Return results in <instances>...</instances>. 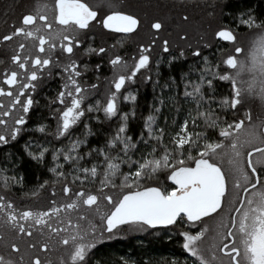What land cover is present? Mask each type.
Segmentation results:
<instances>
[{"label":"snow or ice","instance_id":"1","mask_svg":"<svg viewBox=\"0 0 264 264\" xmlns=\"http://www.w3.org/2000/svg\"><path fill=\"white\" fill-rule=\"evenodd\" d=\"M107 2L112 10L99 20L103 28L125 34L139 28L141 20L135 14L117 10L112 0ZM227 3L218 0L212 5L211 17H216L219 7L221 16H230L231 21H221L215 28L209 24L210 39L206 33L175 55L171 42L162 39L161 53L154 56L161 39L154 35L138 45L131 64L120 54L109 56L110 49L104 46L88 44L77 55L87 43L84 30L98 17L85 0H51L39 11L22 13L19 21H12L10 31L0 34V48L16 41L7 61L0 60L10 64L0 73V145L32 130L28 121L41 104L37 94L43 80L59 78L56 94L43 97L55 129L48 133L50 125L43 121L38 128L57 141L67 138L68 143L56 147L51 141L30 137L24 147L34 162L55 177V182L38 180L36 187H51L55 197V183L62 182L61 195L70 201L53 199L47 210H21L7 191L0 193V240L8 249L7 256L0 252V264H89L92 250L121 234L125 226L129 231H147L177 225L183 226L178 234L193 264H264V112L254 117L251 108H245L249 99H258L264 107V17L253 8L226 11ZM150 27L159 32L163 24L156 19ZM242 28L249 34L246 44L240 39ZM18 37L23 40L17 41ZM182 39L187 41V34ZM213 48L215 58L204 55V49ZM189 51L203 67L191 65L179 79L170 74L162 81L160 65L167 63L171 70ZM84 55H94L100 62L92 65ZM104 57L113 71L110 86L102 99L85 105L87 97L98 92ZM192 71L197 73L195 80ZM88 73L95 75L97 83L84 80ZM138 80L150 82L157 94L151 108L155 114L147 116L134 138L128 133L129 122L137 115L138 89L124 95L121 90ZM220 82L228 83L226 94H217ZM121 98L133 102L129 111L121 110ZM180 99L188 104L182 120ZM169 103L174 115L170 122L164 117L166 126H158L157 114ZM101 112L106 120L118 118L119 123L103 145L93 147L88 140L95 135L90 125L93 118L100 121ZM85 118L84 131L74 135V126ZM6 158L11 161L12 154ZM160 175L170 186L146 183ZM119 177L122 182L117 184ZM0 182L5 190L26 186L23 173L4 165H0ZM30 195L36 196L37 191L31 190ZM58 248L62 250L53 258ZM120 259L121 264H135ZM171 264L180 261L173 259Z\"/></svg>","mask_w":264,"mask_h":264},{"label":"trees","instance_id":"2","mask_svg":"<svg viewBox=\"0 0 264 264\" xmlns=\"http://www.w3.org/2000/svg\"><path fill=\"white\" fill-rule=\"evenodd\" d=\"M85 2H87L91 7L97 8L101 15L112 10L108 7L107 0H85ZM150 2L152 3L153 0H149V4H151ZM11 4L12 0H9L7 5L11 6ZM112 4L117 10H124L128 13L135 14L141 20V25L139 26L137 32L133 34L131 40L124 38V36H118L115 38L114 43L116 50L113 51L112 54H120L127 57L136 53L138 45L141 43H147L154 35L161 38L158 39L157 47L155 49L157 56L161 53V47L159 45L162 39H168L171 42L172 49L170 51L171 54L175 55L181 47H185L186 43L196 44L200 37L204 36L206 33L210 39L211 28H209V24L212 25V28H215L216 24L221 21H231L230 16H221L219 7L216 8V17L213 18L210 16V13L213 12L212 5L218 4V0H166L164 3L165 6H160V3H156V8L151 6L146 7L137 0H112ZM246 8H253L256 10L258 15L264 17V0H228L226 11L236 13ZM185 16L188 17L187 20L183 19ZM156 19H159L163 24V29L159 32L151 29L150 27ZM175 23L178 25L177 28L175 27ZM240 33L241 41L246 44L249 40L247 30L242 28L240 29ZM185 34H187L188 37L187 41L182 39ZM98 38H100L99 42L102 46H104V44L107 45L113 40V37L105 32H100ZM174 45L179 46L178 50H173ZM203 51L204 55H207L210 58H215V56L218 55L215 48L204 49ZM167 55L168 54H164L165 60L167 59ZM187 55L190 57L188 59L184 58L177 61L172 66L171 70L167 66V63H162L160 65L162 73L161 80H166L170 74L176 75L179 79L180 73L183 71H189L191 65H195L196 68L203 67V65L198 62V58L193 57L190 51ZM103 59L104 66L102 68L100 94H94L87 97L85 105L94 103L98 99H102L105 95L106 89H108L107 82L113 77V71L108 65L107 60L105 57ZM91 64L93 65V63ZM190 77L194 80L198 78L195 71L190 73ZM84 80L93 83V81L96 80L95 75L93 73H88L84 77ZM134 89H138V100L136 102L137 115L129 122L128 134L136 138L143 129L147 116L149 114H155L152 113L151 108L154 103V97L157 93H154L150 82L145 84L143 87H133L127 91ZM56 90L57 88L54 87L51 92L50 90L48 92L54 96L56 94ZM228 90V83L220 82L218 84L217 94H226ZM127 91L123 92L121 95L127 94ZM45 94H47V90L40 93L37 99L41 100V104L36 106L31 112V119L28 121V128L32 130L24 132L21 135L20 140L13 141L3 147H0V165H4L10 170L15 168V172L23 173L26 184L23 188L16 186L11 190H5L2 182H0V193L7 191L8 197L11 198L14 203L17 201L15 205L21 210H24L25 208H32L33 210H47V208L51 206L50 201L53 199L58 202H70L66 201L65 197L61 195L62 182L55 183V197L51 194V187H46L43 190L36 187L38 180L42 182L44 179H48L50 182H55V177L50 174L46 168H43L34 162L27 155V150L24 147L30 137L33 138L34 141H51V143L56 147H59L62 144L66 145L68 143L67 138H61L57 141L53 139L51 135L46 136L45 134L39 132L38 122L43 121L50 125L47 129L48 133H52L56 126L55 119L48 118V109L44 107L46 104V100L43 99ZM50 94L47 96L50 97ZM168 94L169 93L166 90L165 95ZM119 103L122 111H129L133 107V102L123 101L122 98ZM156 104L159 107L158 102H156ZM180 104L182 105L180 120H182L188 104L184 99H180ZM245 108H251L254 117L264 112V107L261 106L258 99H249L245 104ZM244 110L245 109L242 108L241 113ZM98 115L100 116V121H96L93 118L90 125L95 132V135L88 138L89 145L93 147L96 145H103L106 137L114 132L119 123L118 118L106 120L102 112ZM173 115L174 108H172L169 103L161 109L160 114H157V125L166 126L164 124V117L167 116L170 122ZM87 122L88 121L85 118L84 123L74 126V135H80L84 131V125ZM139 147L143 148L144 146L141 144ZM84 151H87V148H85ZM8 153L12 154L11 161L6 158V154ZM17 164L19 167H15ZM123 171L127 172L128 168L126 166L123 167ZM100 178L102 179V177ZM69 179H71V177H69ZM115 182L120 184L122 182V177L117 178ZM146 183H155L157 186L162 187H168L171 184V182L165 181L164 175H160L158 178H154L153 181ZM96 186L98 187V185ZM31 190H36L37 195L31 196ZM116 194V190H113V195L115 196ZM34 201L37 202L34 203ZM72 215L74 217L75 214L72 213ZM73 223H75V219H73ZM207 223L211 226L213 222L208 220ZM182 230H184L183 226L177 225L175 227L170 226L168 228L149 229L147 231H133L137 233L131 234V231H129L125 226L123 231V233H126L125 236H118L111 240H104L92 250L89 264H97V261H99V264H121V257L130 259L134 261L135 264H145V261H150V264H171L173 259L180 261V264H184L185 260H187L188 264H193L194 258H192L182 247L183 238L178 234L179 231ZM0 231H3L2 227H0ZM50 247H52V245H50ZM4 250L8 251L5 247V241L0 240V251Z\"/></svg>","mask_w":264,"mask_h":264},{"label":"flooded vegetation","instance_id":"3","mask_svg":"<svg viewBox=\"0 0 264 264\" xmlns=\"http://www.w3.org/2000/svg\"><path fill=\"white\" fill-rule=\"evenodd\" d=\"M9 3V0H0V34L6 33L8 31L11 30L10 26L13 20H17L19 21L20 16L22 15V13L25 12H29V11H39L43 8V6L45 4H51V0H12V4L11 6H8L7 4ZM87 3V2H86ZM95 11H97L98 13V17H97V21L93 22L90 26V29L88 30H84L87 32V43L84 44L83 46H81V48L79 49V51L77 52V55H80L81 53H83L84 48H86L88 46V44H91L93 47H100L102 46V44L99 42V35L100 32H105L108 35L112 36L113 40L110 41L107 45L104 44V47L109 48L110 52H109V56L113 55V51H115V38L118 36H124V38L131 40V38L133 37V34L137 32V29L134 33H130V34H125V33H117L114 32L112 30L109 29H105L102 27V25L99 23V20L107 15L108 13H105L103 15H101L99 13V10L97 8L92 7ZM49 15L51 16V11L49 9ZM5 21H7V23H5ZM53 27L55 28L56 25L54 24ZM17 41L19 40H23V37H18L16 38ZM16 41H14L12 43V45H10L7 48H0V60H5L7 61V57L11 55L12 52V48L15 47ZM114 46V47H112ZM173 50H178L179 46L174 45L173 46ZM33 51H36L35 49H33ZM154 56H157V52L153 53ZM131 56H124L125 59H128L129 63H132V59ZM189 57V56H188ZM86 61H90V63L96 64L100 62V58H97L96 56L92 55H84L83 57ZM105 59L107 60L108 57H105ZM188 59V58H185ZM6 66H10V64H8L7 62L4 64H0V73L3 72V69ZM102 73V70H101ZM102 76V75H101ZM102 79V77H101ZM0 80H2V75H0ZM112 80V79H111ZM110 80V81H111ZM91 83V82H90ZM93 83H97V81H93ZM109 81L107 82V87L109 88ZM57 88V90L61 87V81L59 80V78H55V76L52 79H48L45 77V79L42 82V85L39 89V93L37 94V98L39 97L40 93L47 90V95H49L50 93L48 92L50 90H52V88ZM112 89L114 90V84L111 85ZM133 87H138L136 84H131L130 86L127 85L125 87V89L121 90V94L125 91H127L130 88ZM140 88V86H139ZM56 90V91H57ZM101 91V80L98 83V92L96 94H100L99 92ZM52 96V94H50V97ZM35 109V108H34ZM8 123L9 125L12 124V118L11 116L8 117ZM3 132V126L0 125V133ZM21 135L14 141H18L20 140ZM13 142L12 140H10L9 143ZM6 145V144H5ZM5 145H0V147H3ZM7 237V236H6ZM10 237H8L9 239ZM12 239V238H11Z\"/></svg>","mask_w":264,"mask_h":264},{"label":"rangeland","instance_id":"4","mask_svg":"<svg viewBox=\"0 0 264 264\" xmlns=\"http://www.w3.org/2000/svg\"><path fill=\"white\" fill-rule=\"evenodd\" d=\"M139 3H141V4H143L144 6H146V7H153V8H156V3H160L161 5L160 6H165L164 5V3H165V1L166 0H164V2H163V0H153V2L151 3V4H149V0H137ZM182 5H185V4H182ZM186 5H188V4H186ZM175 27L177 28L178 27V25H177V23H175ZM189 55H186V58H189L188 57ZM139 75V74H138ZM134 84H136L138 87L140 86V87H143L145 84L144 83H140L139 82V80L136 82V83H134ZM126 86H127V84H126ZM37 201H34V203H36ZM15 203H17V201L15 202ZM25 206H27V205H25ZM135 233H137V232H133V231H131V234H135ZM126 235V233H121V234H119V235H117L116 237H122V236H125ZM5 236H7V238L8 237H10L9 239H11L12 238V235L10 234V233H7V232H5ZM22 248H23V243H22ZM62 249H57L56 250V252L55 253H53L52 255H53V258H55V256L56 255H59V252L61 251ZM0 252H3L6 256L8 255V251L7 250H4V251H0Z\"/></svg>","mask_w":264,"mask_h":264}]
</instances>
